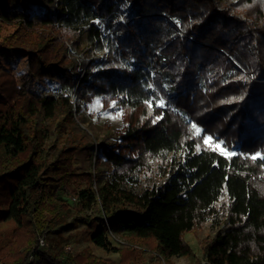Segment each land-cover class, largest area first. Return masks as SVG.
<instances>
[{
    "label": "trees",
    "instance_id": "1",
    "mask_svg": "<svg viewBox=\"0 0 264 264\" xmlns=\"http://www.w3.org/2000/svg\"><path fill=\"white\" fill-rule=\"evenodd\" d=\"M121 1L34 0L35 11L0 0V66H25L0 74V216L14 223L10 237L0 233V264H33L30 255L67 264L38 236L90 222L77 213L93 202L126 236L113 247L105 227L91 235L120 252L119 264L193 259L184 233L206 222L218 226L201 242L206 264H264V0H129L126 15ZM44 78L57 94L36 90ZM152 88L163 107L150 103ZM72 95L113 99L129 116L119 135L127 153L97 145L110 176L96 190L92 173L72 169L78 146L51 159L44 148L78 125ZM52 184L77 200L74 211L45 193ZM69 258L109 264L88 250Z\"/></svg>",
    "mask_w": 264,
    "mask_h": 264
},
{
    "label": "rangeland",
    "instance_id": "2",
    "mask_svg": "<svg viewBox=\"0 0 264 264\" xmlns=\"http://www.w3.org/2000/svg\"><path fill=\"white\" fill-rule=\"evenodd\" d=\"M24 1L29 2L32 9L35 11L39 10L34 0ZM234 1L236 0H228V2ZM120 6L124 15H126L130 10V1L122 0ZM99 26L105 30L103 22H100ZM22 62L23 60H14L9 64L15 75L24 70L25 66ZM9 66L1 65L0 74L7 73L10 69ZM164 84L167 86V89L170 88V84L166 82H164ZM36 90L42 95L57 94L59 92V86L56 81L44 78L36 82ZM151 91L150 103L157 107H163L165 104L164 99L159 97L153 88ZM71 101L76 102L77 105L76 121L78 125L68 122L64 132L57 133L54 141H50V137H46L44 148L48 152V159H51L61 147L78 146V149L73 153L72 169L75 172L86 171L92 173L95 179L92 188L96 190L105 182L107 177L110 176L108 166L97 152V145L105 144L113 146L119 151L127 153L128 149L125 148V143L120 140L119 135L129 116L127 111L121 109L113 99L106 101L101 97H93L88 101H76V98L72 95ZM84 132L95 140L93 146L87 144L89 138ZM203 141L206 145L217 149L225 155L234 153V151H228L222 145L221 140H214L209 135L205 136ZM169 156H171V153L167 154V157ZM149 175L150 173L139 175L138 189L141 186L151 184L152 178ZM84 185V182L77 183L78 187H84ZM44 189L46 194L65 200L71 206V211H74V205L77 202L74 197L63 193L59 188H55L54 184L48 185ZM77 214L94 218L90 222H71L60 232L47 234V246L39 249L49 254L60 255L67 264L70 263L69 256L73 257L84 250L90 251L100 259L107 260L109 264H119L121 261V254L119 251L103 249L91 240L93 232H96L100 227H105L113 247H118L120 244L126 243V236H124L123 231L118 228L117 223L113 219H109V226H107L104 213L100 205L95 202L90 203L88 208H82ZM13 226L14 223L7 222L0 216V233L2 238L11 236ZM217 228V225L206 222L203 226L197 228L196 231L184 233V240L194 252L193 259L186 256H172L169 262H165L163 259L156 256L152 258V260L147 261L146 264H206L203 257L201 242L206 236H212ZM29 259L33 264H44V259L40 255H30Z\"/></svg>",
    "mask_w": 264,
    "mask_h": 264
},
{
    "label": "built area",
    "instance_id": "3",
    "mask_svg": "<svg viewBox=\"0 0 264 264\" xmlns=\"http://www.w3.org/2000/svg\"><path fill=\"white\" fill-rule=\"evenodd\" d=\"M105 218V222L107 224V226H109V222L108 220ZM38 245H39V248H45L47 246V241H46V235L45 234H42V235H39L38 236Z\"/></svg>",
    "mask_w": 264,
    "mask_h": 264
},
{
    "label": "snow or ice",
    "instance_id": "4",
    "mask_svg": "<svg viewBox=\"0 0 264 264\" xmlns=\"http://www.w3.org/2000/svg\"><path fill=\"white\" fill-rule=\"evenodd\" d=\"M193 127H195V125L193 126ZM198 131V130H197ZM253 159H256V157L254 156V157H252Z\"/></svg>",
    "mask_w": 264,
    "mask_h": 264
}]
</instances>
